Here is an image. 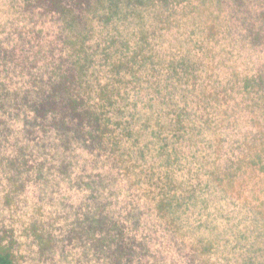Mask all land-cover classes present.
Wrapping results in <instances>:
<instances>
[{
    "label": "rangeland",
    "instance_id": "obj_1",
    "mask_svg": "<svg viewBox=\"0 0 264 264\" xmlns=\"http://www.w3.org/2000/svg\"><path fill=\"white\" fill-rule=\"evenodd\" d=\"M64 6L65 0H0V77L9 87H30L32 76L66 71L79 59L90 79L105 82L108 54L140 52L147 68L141 80L119 86L122 115L110 111L118 154L111 144L93 154L58 148L51 134L32 140L20 117L8 120L13 133L0 148V231L14 232L17 264H104L93 239L81 233L86 215L100 207L129 228L127 237L148 245L141 255L149 264H264V224L255 213L264 215V131L258 136L252 127L264 121V85L233 102L229 77L222 78L229 86L223 98L249 124L229 135L242 140L250 131L258 141L249 142L242 169L238 148L226 152L236 169L233 198L210 176L221 143L204 122L216 118L213 106L198 103L191 82L168 77L172 60L190 58L199 85L216 83L223 72L264 78V0L177 1L164 14L157 0H106L80 13L79 23L60 11ZM203 41L215 52L216 42L224 45L216 64L206 59ZM65 161L71 167L63 171ZM134 206L142 213L135 222Z\"/></svg>",
    "mask_w": 264,
    "mask_h": 264
},
{
    "label": "trees",
    "instance_id": "obj_2",
    "mask_svg": "<svg viewBox=\"0 0 264 264\" xmlns=\"http://www.w3.org/2000/svg\"><path fill=\"white\" fill-rule=\"evenodd\" d=\"M31 3L36 0H23ZM54 1V0H51ZM66 6L60 9L61 12L72 13L75 17V22H80L78 17L82 12L91 11L94 6L106 0H65ZM152 1V0H149ZM159 3V10L164 14L171 10L174 3L191 1V0H157ZM77 10L79 11L77 13ZM77 13V14H76ZM207 36V35H206ZM218 51L215 52V45L211 42L203 41L200 44L201 50L206 59H211L216 64V58L219 56L224 45L216 42ZM115 46H110L107 51L114 50ZM225 50V49H224ZM140 52H135L131 56L110 55L105 57V66L107 68L106 81L95 82L87 74V65L82 59L73 61L66 71L51 73L48 75L32 76L30 87L11 88L0 77V148L1 140L12 134L10 118H21L23 130L26 136L36 140L39 136L44 134L45 137L53 135L54 144L58 148H67L71 150L73 147H83L89 153H95L96 149L101 147L113 146V152L118 150L111 135V119L110 111H115L116 114L122 115L120 98L122 93L118 90L123 84L127 82V78L134 80H141V69L147 68V58L140 55ZM224 58V57H223ZM220 58L219 61H222ZM111 59L113 61H109ZM204 60V59H202ZM90 64V61H88ZM213 63V62H211ZM195 62L190 58H181L178 61L172 60L169 67V79L178 80L191 85L194 90L199 91L195 97L200 95L199 104H207L213 106L211 109L215 110L216 118L212 119L210 116L206 117L205 123L215 127L217 134L221 136L220 147L218 145L219 154L215 161L214 167L210 171L212 182L216 188L224 194L225 197H234L232 192L233 177V158L228 157V153L233 152V147H237L239 161L237 162L239 168H243L244 157L253 148L249 142L256 140L255 133L250 131L244 132L243 139L240 136L232 138L230 135L236 136V129L244 126H249L248 122H242L235 113L236 107L222 96V90L229 94L228 87L234 95H229L233 102L236 100V94L243 98L247 96L254 97L260 93L264 85V78L258 76H241L223 72L222 76H217L216 83L210 86L199 85L198 77L195 72ZM203 65H205L203 63ZM208 69H211L210 63ZM215 73V72H214ZM214 73L211 78H214ZM221 73H219L220 75ZM227 75L228 87L224 85L222 78ZM190 94L193 92H189ZM124 100V99H123ZM122 100V101H123ZM232 102V103H233ZM236 105L241 106L239 103ZM214 108V109H213ZM241 113L244 112L242 108H237ZM210 115V112L206 110ZM235 114V115H234ZM209 119L214 120L208 121ZM237 119V120H236ZM217 120V121H216ZM253 121L252 127L258 129V136L264 131V121ZM238 128V129H241ZM241 129V130H242ZM231 130L230 132H228ZM261 131V132H260ZM242 132H240L241 134ZM230 134V135H229ZM226 135V136H224ZM261 140V139H260ZM259 140V141H260ZM227 141V143H226ZM120 143V142H115ZM231 144L229 148L228 144ZM232 148V149H231ZM247 150V152H246ZM118 154V152H117ZM258 155H255L257 158ZM226 158V159H225ZM235 158V157H234ZM71 163L62 162L60 167L63 171ZM94 201H97L93 198ZM165 200L157 202V210L160 213L165 211ZM168 210H172L171 202L167 204ZM247 206H241L240 210L244 213ZM134 209H138L135 206ZM136 215L132 217L135 222L140 219L142 213L139 209L134 212ZM256 221L259 224H264V215L262 211L255 210ZM93 214V215H91ZM85 222L82 223L81 233L91 238L97 251L104 257V264H149L143 253L147 249V244L139 240L137 236H126V226L121 225L111 212H105L104 208L100 207L97 213H90L86 215ZM82 234V235H83ZM158 264V261L155 262ZM0 264H17L16 257V239L12 230L0 231Z\"/></svg>",
    "mask_w": 264,
    "mask_h": 264
}]
</instances>
